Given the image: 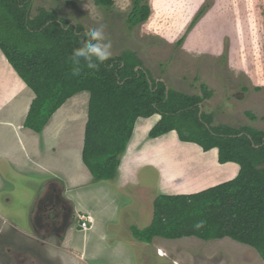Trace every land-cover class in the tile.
<instances>
[{
  "label": "trees",
  "instance_id": "16d2710c",
  "mask_svg": "<svg viewBox=\"0 0 264 264\" xmlns=\"http://www.w3.org/2000/svg\"><path fill=\"white\" fill-rule=\"evenodd\" d=\"M142 1L134 0L126 19L130 27L149 18L150 8ZM96 3L110 7L113 0ZM31 5L32 0H0V50L35 95L24 127L41 133L68 98L87 91L82 161L94 181H110L117 176L136 120L158 115L149 138L174 131L180 141L205 152L217 149L220 164L234 162L240 170L235 179L198 193L158 196L151 225L143 230L132 227L133 237L145 243L154 237L205 242L230 238L253 248L264 263V134L210 126L207 115L200 112L210 93L203 97L168 89L129 52L111 57L98 71L81 61L80 75H73L68 57L86 39L83 29L54 12L40 10L32 17ZM179 185L183 189V183ZM200 221L204 226L197 230L194 225Z\"/></svg>",
  "mask_w": 264,
  "mask_h": 264
},
{
  "label": "rangeland",
  "instance_id": "374dc122",
  "mask_svg": "<svg viewBox=\"0 0 264 264\" xmlns=\"http://www.w3.org/2000/svg\"><path fill=\"white\" fill-rule=\"evenodd\" d=\"M142 4L149 6V18L135 27L126 22L134 0H113L110 7L100 6L96 0H32L31 15L40 10L54 12L72 26H81L83 33L103 23L112 43L111 57L132 53L142 69L152 79L164 82L168 89L203 97L210 93L200 104V112L207 115L210 126L250 128L264 134V0H143ZM66 117L73 121L76 112ZM149 121L138 122V141L142 138L141 123ZM71 130L70 127L68 133ZM175 142L173 145L158 140L153 146L148 145L151 156L155 152L166 153L157 157L164 160L166 186H205L206 182L185 184L193 180V160L200 156L185 153V146L174 149ZM172 154H177L176 160ZM31 188L36 193L41 186L32 183ZM54 188L60 196L61 186ZM144 194L146 200L153 191ZM46 195L39 207H44ZM22 198L15 196L11 204L14 206L3 207H16V211L3 213L7 220L0 221V264H95L67 253L63 225L79 221L69 203L71 213L56 212L49 228L39 214L35 227L29 218L30 205L26 207L25 202L19 201ZM130 213V209L123 213V229L117 233L126 241L130 240L131 228H137V223L130 220L135 214ZM162 240L152 244L135 242V264H264L253 248L231 239L218 244L194 238ZM158 251L165 256L158 255Z\"/></svg>",
  "mask_w": 264,
  "mask_h": 264
},
{
  "label": "crops",
  "instance_id": "0c3cea01",
  "mask_svg": "<svg viewBox=\"0 0 264 264\" xmlns=\"http://www.w3.org/2000/svg\"><path fill=\"white\" fill-rule=\"evenodd\" d=\"M89 97L87 91H82L68 98L51 116L41 133L25 128L24 122L35 95L0 50V215L6 221L3 213L16 211V207L11 210L3 208L7 204H14L15 196H22L19 201L25 202L26 207L30 205L28 209L32 211L45 193L48 197L51 187L59 185V197L72 206L75 218L82 215L91 219L85 230L80 229L79 221L75 225L72 220L69 221L63 233L67 253L78 260H89L87 262L95 264H135V242L152 244L163 238L154 237L151 243H145L135 239L133 234L129 241L119 237L117 233L123 229L122 216L127 209L132 210L130 215L135 214L130 220L137 223V229L143 230L152 223L154 201L158 196L201 192L235 179L240 167L234 162L220 164L217 149L205 152L194 143L180 141L173 131L155 139L149 138V131L160 119L158 115H153L136 120L126 150L120 158L116 178L96 182L82 161ZM75 112L73 121L66 117ZM153 119L152 123H141L139 128L142 133L139 136L142 138L129 152L138 122ZM70 127L72 130L68 133ZM167 136L174 138L178 145L193 148L200 156L196 155L193 160V180L185 184L206 182L205 186L188 189L166 186L167 181L162 174L164 160L151 156L148 150L150 145ZM165 154L160 151L156 157ZM32 183L42 189H37L35 193L31 188ZM150 189L153 194L145 200L144 193ZM226 240L230 238L208 242L218 244Z\"/></svg>",
  "mask_w": 264,
  "mask_h": 264
},
{
  "label": "clouds",
  "instance_id": "9594fccd",
  "mask_svg": "<svg viewBox=\"0 0 264 264\" xmlns=\"http://www.w3.org/2000/svg\"><path fill=\"white\" fill-rule=\"evenodd\" d=\"M106 25L98 24L96 27L89 28L85 32L86 39L81 41L79 48L73 49L68 60L72 64V74L80 75L83 66L92 71H98L100 65L111 59L112 43L105 34ZM204 226V221H200L194 225L195 229H200Z\"/></svg>",
  "mask_w": 264,
  "mask_h": 264
},
{
  "label": "flooded vegetation",
  "instance_id": "af4514ba",
  "mask_svg": "<svg viewBox=\"0 0 264 264\" xmlns=\"http://www.w3.org/2000/svg\"><path fill=\"white\" fill-rule=\"evenodd\" d=\"M55 188L51 187V190H49L48 197L45 199L44 207H39V205L36 203L34 209L30 211V222L33 223L35 227H37L36 224H38L39 214L42 216V219H45V222L47 224V227L49 228V225H52L54 222L55 213L60 212L66 214L67 212L71 213V210L69 209L67 202L63 201L57 194H55ZM32 218V221H31ZM0 221H3V217L0 215ZM43 221V220H42Z\"/></svg>",
  "mask_w": 264,
  "mask_h": 264
},
{
  "label": "bare ground",
  "instance_id": "6f19581e",
  "mask_svg": "<svg viewBox=\"0 0 264 264\" xmlns=\"http://www.w3.org/2000/svg\"><path fill=\"white\" fill-rule=\"evenodd\" d=\"M149 123H152V120L149 121ZM149 123H148V124H149ZM138 126H139V123L137 124V129H138ZM137 129H136V131H135L134 138H133L132 143H131V145H130L129 151H131L132 148H133V145H134L135 143L138 142V139H137V135H138V133H137ZM159 141H161V143H166V144H168V143L173 144V143L175 142L174 138H172L171 136L164 137V138L160 139ZM175 144H176V142H175ZM173 145H174V144H173ZM176 145H177V146L174 147V149L180 147V145H178V144H176ZM174 152H175V151H174ZM190 152H193L195 155L197 154L196 151H193V150L190 149V148H187L185 153H190ZM176 153H179V152H176ZM191 154H192V153H191ZM191 154H189V155H187V156H190ZM156 155H157L156 152L153 153V157L157 158ZM172 156H173V157H176L177 154H172ZM190 157H191V156H190ZM157 159H158V158H157ZM175 160H176V159H175ZM187 160H188V159H185V160H184V161H185L184 163H186ZM160 254H161V253H158V255H160ZM160 256H163V257H164L165 255L162 254V255H160ZM175 263H176V262H175ZM175 263H174V264H175Z\"/></svg>",
  "mask_w": 264,
  "mask_h": 264
},
{
  "label": "built area",
  "instance_id": "2783aa9c",
  "mask_svg": "<svg viewBox=\"0 0 264 264\" xmlns=\"http://www.w3.org/2000/svg\"><path fill=\"white\" fill-rule=\"evenodd\" d=\"M78 220L80 222V228L82 230H85L88 228L89 224L91 223V219L89 217H85V216H78ZM159 253V251H158Z\"/></svg>",
  "mask_w": 264,
  "mask_h": 264
},
{
  "label": "water",
  "instance_id": "95a60500",
  "mask_svg": "<svg viewBox=\"0 0 264 264\" xmlns=\"http://www.w3.org/2000/svg\"><path fill=\"white\" fill-rule=\"evenodd\" d=\"M200 114H201V113H200ZM200 114H199V115H200ZM67 225H68V224L65 225V223H64V225H63V229H65V227H66Z\"/></svg>",
  "mask_w": 264,
  "mask_h": 264
}]
</instances>
